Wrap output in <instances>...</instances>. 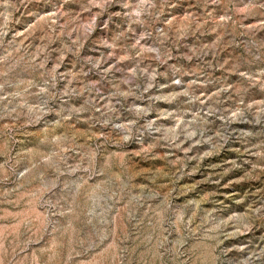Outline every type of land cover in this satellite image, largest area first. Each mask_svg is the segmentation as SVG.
<instances>
[{
    "label": "rangeland",
    "instance_id": "rangeland-1",
    "mask_svg": "<svg viewBox=\"0 0 264 264\" xmlns=\"http://www.w3.org/2000/svg\"><path fill=\"white\" fill-rule=\"evenodd\" d=\"M0 264H264V0H0Z\"/></svg>",
    "mask_w": 264,
    "mask_h": 264
}]
</instances>
